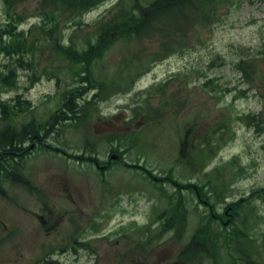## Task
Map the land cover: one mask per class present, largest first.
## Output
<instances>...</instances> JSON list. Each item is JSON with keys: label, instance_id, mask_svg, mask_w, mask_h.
<instances>
[{"label": "rangeland", "instance_id": "rangeland-1", "mask_svg": "<svg viewBox=\"0 0 264 264\" xmlns=\"http://www.w3.org/2000/svg\"><path fill=\"white\" fill-rule=\"evenodd\" d=\"M119 1H103L84 15L83 23H93ZM135 1L148 6L152 0ZM38 3L18 5L25 20L17 31L40 22ZM219 6L212 25L197 27L183 41L186 48L153 62L128 93L108 85L110 96L92 101L91 90L80 100L86 105L85 122L66 121L40 134L44 145L35 143L23 162L31 187L5 183V195L0 194V264H212L203 255L194 259L180 255L209 208L181 189L185 223L162 232L167 228L164 212L179 200L177 187L152 181L126 165L159 178L171 175L180 185L209 181L213 189L207 187L209 200L217 215L228 214V204L264 188V135L246 119L259 114L264 119V0H230L226 6L220 1ZM6 22L0 0V47L9 37ZM37 37L41 43L35 52L33 84L32 74L22 69L17 56L0 50V74L14 73L11 85L2 88L1 99L13 102L19 96L30 106L15 119L18 125L44 123L75 79L76 70L42 45L38 29ZM139 47H114L101 64L104 76L113 78L123 58L139 53ZM241 57L254 63L251 80L235 67ZM159 85L164 86L161 96ZM149 90L155 97L151 108L143 102ZM138 104L144 106L140 114L134 109ZM109 122L114 125L110 134L100 133L98 129ZM113 154L124 162H113L101 174L85 162L90 156L102 160ZM251 207V213L248 207L241 211L240 219L246 220L255 244L253 249L242 248L250 256L243 260L264 264V202L252 200ZM226 220L225 225L216 221L227 226ZM176 230L181 232L174 239ZM75 241L86 245L81 248ZM72 244L73 249L67 248ZM221 259L222 264H233L224 248Z\"/></svg>", "mask_w": 264, "mask_h": 264}, {"label": "trees", "instance_id": "trees-1", "mask_svg": "<svg viewBox=\"0 0 264 264\" xmlns=\"http://www.w3.org/2000/svg\"><path fill=\"white\" fill-rule=\"evenodd\" d=\"M1 1L7 21L5 25L9 26L10 30L7 42L0 47V50L9 57L17 56L22 69L32 74L30 84L37 81L35 52L37 45L41 43L37 37V29L43 34L42 45L50 46L54 54L65 59L76 70L70 90L61 93L60 106L42 124L35 120L16 124L15 119L30 109L29 104L19 96L14 98L13 102L3 101L0 97L1 195H5V183L31 187L23 163L26 155L33 149L35 143L39 145L37 139L42 138L40 134L45 135L54 131L58 124L66 121H70V124L85 122L86 105H82L80 100L89 91H95L92 101H95L99 95L108 96V85L111 90L128 93L132 88L131 83L148 73L153 62L163 60L173 52L186 48L183 41L187 42L197 27L212 25L221 7L220 1L225 6L230 2V0H152L148 6H135L140 5L141 2L133 0L132 4H128L129 0H120L93 23L84 24V15L105 0H39L36 9L40 22L31 25L27 30L17 31V25L25 20L22 13L17 11L18 5L28 0ZM67 25L71 27L65 31ZM87 26L91 27L85 29ZM80 33L85 36L80 37ZM153 44L156 46L155 49H151ZM116 46H123L126 49L140 46V50L139 53L136 50L126 55L116 74L108 79L104 76L101 64ZM253 65L254 63L242 57L235 63L236 69L243 74V78L249 80L255 73ZM13 77V72L6 76L0 74V93L2 88L11 85ZM162 90L164 86L159 85L157 90L160 92L159 96ZM151 92L147 91L143 100L149 108L152 97L155 98L154 92ZM143 108V105L138 104L134 109L140 114V109ZM145 116L147 121L151 120L148 114H144ZM246 119L254 123L253 125L264 135V119L261 118V114L248 115ZM183 148L184 143L180 149V158L184 157ZM262 149L264 151V143ZM128 167L141 169L148 178L158 182L168 181L177 187L179 200L174 201L164 212L163 224L167 228L162 232H172L175 224L185 223L187 210L183 207L181 189L191 191L200 203L209 208L207 214L200 215L199 227L182 248L180 255L187 259L203 255L208 257L212 264H222L221 256L224 248L233 264H252L250 259L243 260L245 256L249 258L250 256L248 251L244 252L242 248L253 249L255 241L248 234L246 220L240 217L243 215L241 211L246 207L249 208V213L252 212V200L264 202V188L252 190L248 196L228 204L225 208L228 214L223 212L217 215L213 203L209 200L210 190L207 187L212 189L209 181L201 185L191 183L180 185L171 175L159 178L147 169L133 165ZM216 220L221 223L226 220L228 225L224 226V223L221 225ZM215 222L218 223L216 226L213 225ZM239 224L241 227L238 226ZM180 232L181 230H176L175 233L173 231L172 237L176 239ZM227 263L232 264L230 261Z\"/></svg>", "mask_w": 264, "mask_h": 264}, {"label": "flooded vegetation", "instance_id": "flooded-vegetation-1", "mask_svg": "<svg viewBox=\"0 0 264 264\" xmlns=\"http://www.w3.org/2000/svg\"><path fill=\"white\" fill-rule=\"evenodd\" d=\"M105 125L106 126L103 129H98V131H100V133L110 134V129H112V127L114 125L112 124V122H109V123H107ZM43 141L44 140H42V138H38L37 139V142L40 143L41 145H44ZM90 157L91 158L85 159V162H87L90 165H93L94 169H97L98 173H100V174H101V172H104V171L108 170L109 168H111V166L113 165V162H124L121 158L118 159V160H112L111 158L110 159H102L101 160V159H95L92 156H90ZM80 160H83V159H79L77 161L79 162ZM75 242H76L75 244L81 245L80 246L81 248H83L86 245V242H84V241H82L80 243H78L77 241H75ZM67 248L73 249V244L71 246H68ZM62 252H67V250L65 251V249H62ZM48 262L51 263L50 261H48Z\"/></svg>", "mask_w": 264, "mask_h": 264}, {"label": "water", "instance_id": "water-1", "mask_svg": "<svg viewBox=\"0 0 264 264\" xmlns=\"http://www.w3.org/2000/svg\"><path fill=\"white\" fill-rule=\"evenodd\" d=\"M111 158L116 160V159H118L119 157H118L117 155H113V156H111Z\"/></svg>", "mask_w": 264, "mask_h": 264}]
</instances>
